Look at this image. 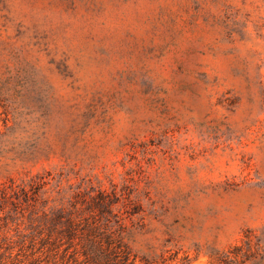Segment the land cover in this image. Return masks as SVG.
Here are the masks:
<instances>
[{
	"label": "rangeland",
	"instance_id": "rangeland-1",
	"mask_svg": "<svg viewBox=\"0 0 264 264\" xmlns=\"http://www.w3.org/2000/svg\"><path fill=\"white\" fill-rule=\"evenodd\" d=\"M61 210L135 264L264 243V0H0L2 263L54 264Z\"/></svg>",
	"mask_w": 264,
	"mask_h": 264
},
{
	"label": "trees",
	"instance_id": "trees-1",
	"mask_svg": "<svg viewBox=\"0 0 264 264\" xmlns=\"http://www.w3.org/2000/svg\"><path fill=\"white\" fill-rule=\"evenodd\" d=\"M107 198L108 195L102 192L97 200L94 199V204L108 213L110 203ZM54 223L59 225V229H51L47 238L43 239L42 246L37 249L54 264H135L132 251L125 241V228L119 221L113 222L106 217L101 223L94 217H88L82 222L79 217L61 210ZM245 244V248L235 247L233 260L238 264L249 261L251 264H264V243L246 240ZM35 248L32 247V250ZM0 264H3L1 260Z\"/></svg>",
	"mask_w": 264,
	"mask_h": 264
}]
</instances>
